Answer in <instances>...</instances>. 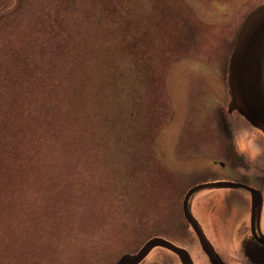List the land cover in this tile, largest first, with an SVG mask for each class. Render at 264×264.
Returning a JSON list of instances; mask_svg holds the SVG:
<instances>
[{
    "label": "rangeland",
    "instance_id": "1",
    "mask_svg": "<svg viewBox=\"0 0 264 264\" xmlns=\"http://www.w3.org/2000/svg\"><path fill=\"white\" fill-rule=\"evenodd\" d=\"M263 3L0 0V264H117L188 187L236 182L194 176L213 158L264 195V136L228 112L226 84L238 27ZM247 194L203 188L190 202L204 213ZM212 240L244 258L242 238Z\"/></svg>",
    "mask_w": 264,
    "mask_h": 264
},
{
    "label": "flooded vegetation",
    "instance_id": "2",
    "mask_svg": "<svg viewBox=\"0 0 264 264\" xmlns=\"http://www.w3.org/2000/svg\"><path fill=\"white\" fill-rule=\"evenodd\" d=\"M227 67H228V63L226 65V74H227ZM254 129L257 131L259 130L258 128L257 129L254 128ZM259 131L262 133V136H264V132L261 130ZM235 138L236 136L233 138V142L229 144V146H231L233 155L236 158L238 156L236 152L239 151V149L240 151L244 150V148H247V146L246 145L242 146L241 143H237ZM210 151L211 150L209 148L208 152ZM216 165L222 168L217 169L215 167ZM236 170L237 168L235 169L231 167H226L219 160H216L213 158V159H210V167L202 165L199 168V170L193 172V174L194 176L206 174L214 180H218L217 179L218 176L226 175L230 177L231 179H237L233 181H236V182L239 181L247 186H251L261 191L263 202H262L261 210H260L261 215L259 219V222H260L259 227L257 226L255 217L253 219L254 223L251 222V217H252L251 210H252L253 199H251V193L247 189L243 188L248 193L247 199H245L246 201L243 204L236 206L234 205L233 200H232V201H229L231 202V204H228L226 202L224 206L222 205L221 206H211V208L206 207L204 208L205 210L204 213L200 212V210L203 208V205L199 203L194 204L193 202L192 203L190 202V199L196 193L195 192L189 199L190 212L194 216L193 224L192 222L188 220L189 218L187 217L186 207L183 202L182 204L183 208L181 210H172L170 213V216L167 217L168 220L162 221L161 223H159V226L151 228L152 230L156 232L151 234L136 251H132V253H137V251H139L144 245H146L149 240L153 238L162 237L170 242H174L178 244L181 247H185L187 249V252L186 250L182 251L183 253H185V255H183L182 252L181 254L173 246L169 245L167 242L162 241L160 239L157 242H160V241L161 242L154 244L153 247L147 253V255L141 261H139L138 264H143L144 261H146V259L149 258V256H152V254L154 253L156 254V250L158 251V254H161L160 257H162L163 259V260L160 259L161 264H197L198 256L197 254L194 253L195 251L198 252L201 256V259H203L202 264H215V263L216 264H221V263L247 264L244 258H248L249 260H251L249 264H264L263 262L264 244L260 243L255 238V234L259 235L258 230L260 231V233L264 234L263 188L259 186L260 184H257V183L255 184L254 181H252L250 178L244 180V179H239L238 176L235 177ZM251 178H254V177H251ZM191 187H193V185L188 187L187 190L185 191V198L187 196L186 194L188 190L191 189ZM214 188H217V187H214ZM228 188H231V187H228ZM185 198H184V201H185ZM233 207L236 210H234ZM239 207H242L245 213L238 212ZM253 229H254L255 234H253ZM216 232L217 233L223 232L225 235L237 236L238 238H242L243 239L242 254L244 258H240L238 259V261H236L234 260V258L230 256L228 257L224 256L222 254L223 252L222 249L218 247V245L216 246L212 240L213 233H216ZM178 234H180L183 239L179 240L177 236ZM188 239L192 241V245L194 249L191 248L190 245H188V242H187ZM246 245L247 246L253 245L255 247V251L247 252ZM191 250L194 254H192ZM251 252L254 253L253 257L247 255V253L250 254ZM123 256H121V258Z\"/></svg>",
    "mask_w": 264,
    "mask_h": 264
},
{
    "label": "water",
    "instance_id": "3",
    "mask_svg": "<svg viewBox=\"0 0 264 264\" xmlns=\"http://www.w3.org/2000/svg\"><path fill=\"white\" fill-rule=\"evenodd\" d=\"M244 17L238 27L231 54L227 61L226 84L228 86V96L230 97L227 109L229 113L236 110L254 128H258L264 132V3L253 8ZM214 187H239L250 191L251 199H253L251 222H253L255 217L257 226L259 227L260 210L263 202L261 191L241 182L228 180L203 183L195 185L188 190L184 204L188 220L192 224L194 216L190 212L189 199L195 192L203 188ZM258 233L259 235L255 234L253 229V234H255L257 241L264 244V234L260 233L259 230ZM160 239L173 246L180 253L183 250L187 252L185 247H181L165 238L158 237L149 240L137 253L126 252L117 264H138L154 244L161 242H157Z\"/></svg>",
    "mask_w": 264,
    "mask_h": 264
}]
</instances>
